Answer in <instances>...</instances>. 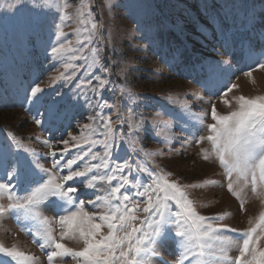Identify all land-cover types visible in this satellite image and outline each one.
Instances as JSON below:
<instances>
[{
	"label": "rangeland",
	"instance_id": "1",
	"mask_svg": "<svg viewBox=\"0 0 264 264\" xmlns=\"http://www.w3.org/2000/svg\"><path fill=\"white\" fill-rule=\"evenodd\" d=\"M10 2L0 0L3 6L0 7V178L13 156L31 155L23 149L9 154L5 148L10 143L8 133L36 153L32 159L51 169L54 159L51 151L57 150L56 159L61 164L81 151L72 146L76 143L73 136L82 144L85 139L103 140L105 129L97 117L99 112L110 115L113 121V157L127 158L141 182H149L148 176L145 172L137 173V165L172 172L170 179L182 185H204L205 181L214 180L218 182L216 185L186 189L202 215L232 212L222 223L239 230H246L251 226L250 220H257L259 212L264 210V199L253 194L249 185L243 193L244 210L240 209L239 201L227 189L228 181L219 162L214 158L205 161L202 157L201 150H211V145L208 141H196L199 136L208 135L207 129L186 128L189 117L184 109L197 114L201 110L207 112L204 123L210 124L213 103L221 114H227L237 107L235 96L264 95V70L254 71L251 78L242 72L264 54V0H93L92 12L99 28L91 44L84 45L87 61L73 52L87 36L84 31L87 26L75 18L81 0H69L68 12L73 19L67 21V36L63 39L70 41L71 46L59 57L51 51L56 44L54 24L59 23L58 10L36 6L48 0H23L13 11H8L6 5ZM89 47L92 54L88 53ZM97 53L98 63L109 67V73L101 72L95 64L91 68L87 66ZM223 60L230 63L222 64ZM61 72L70 78L56 79ZM91 74L109 81L104 90L92 92L95 79L91 86L82 85ZM228 80L238 85L224 97L231 101L230 106L223 104L218 91ZM36 83L46 89L50 99L59 101L63 109L55 126L35 124V108L26 102V97L28 89ZM101 99L113 107L101 111L97 107ZM86 124H92L93 130L83 129ZM45 140L53 148L47 147ZM60 140L69 141L67 154L60 155L59 150L64 147ZM141 147L152 155L135 150ZM93 151L102 155L103 144H95ZM85 161L99 162L86 157L73 170L82 167ZM67 173L68 169H64L58 175ZM43 175L38 173L37 178ZM30 179L25 180L26 186ZM15 191L24 194L20 188ZM226 196L232 200V206L225 201ZM81 198L94 199L91 195ZM4 203H8L7 199ZM85 207L88 211L95 210L87 203ZM41 212L51 220L56 219V211L48 205H42ZM22 223L31 222L18 223L9 213L0 222V242L7 247L16 245L39 257V264H47L45 252L21 229ZM53 227L58 235L59 225ZM227 235L234 240L238 237V233ZM63 242L76 249L83 247L78 240ZM261 245L264 246V241ZM157 250L169 264H175L173 242L158 245ZM237 254L236 248H232L230 255ZM57 264H75V261L58 260ZM148 264H160V261L149 257Z\"/></svg>",
	"mask_w": 264,
	"mask_h": 264
},
{
	"label": "snow or ice",
	"instance_id": "2",
	"mask_svg": "<svg viewBox=\"0 0 264 264\" xmlns=\"http://www.w3.org/2000/svg\"><path fill=\"white\" fill-rule=\"evenodd\" d=\"M22 2L11 0L6 5L7 10L13 11ZM92 3L93 0H81L75 14L79 24L87 26L84 28L87 36L79 41L80 47L73 49V52L79 53L78 58L85 61L89 57L84 54V45L91 44L99 28L92 12ZM36 6L55 8L60 13L59 23L54 24L56 44L51 48L52 53L59 57L71 46L70 41L65 42L63 39L67 36V21L73 19L68 12L69 0H62L61 3L48 0L44 5ZM76 31L79 33L80 29ZM88 53H93L91 47ZM99 60L98 53L94 54L87 66L91 68L95 64L101 72L109 73L111 69L98 63ZM221 63L228 65L230 61L223 60ZM257 70H264V54L254 65H248L247 71L242 72L251 78ZM68 78L61 72L56 79ZM92 79L97 81L92 88L94 94L109 84L107 79L91 74L82 85L91 86ZM252 82L255 83V80ZM236 88L238 85L228 80L218 89L224 105H231V101L224 97ZM233 99L237 107L227 114H221L212 104L210 117L213 123L210 124L204 123L209 115L207 112L201 110L197 114L184 109L189 117L185 127L207 129L208 135L199 136L196 141H208L211 145V150H201L202 157L205 161L214 158L219 162L228 181L227 189L239 201L243 211L246 203L243 193L249 185L253 194L264 199V95H239ZM26 102L35 108L34 121L37 125L55 126L61 119L63 109L59 101L50 99L46 89L39 83L28 89ZM97 107L102 111L113 106L101 99ZM97 117L105 129L103 140L85 139L82 144L73 136L72 140L76 143L72 146L81 151L63 164L60 159H56L57 150L51 151L54 158L51 169L32 159L36 153L26 148L17 136L8 133L10 143L5 148L9 154L15 149H23L31 155L13 156L0 178V222L9 213L18 223L31 222L22 223L21 229L30 234L33 242L45 252L47 264H57L58 260L65 259H71L75 264H148L149 257L158 258L160 264H169L157 250L158 245L163 246L168 242H173L176 247L175 264H264V246L261 245V241H264V210L259 212L255 222L249 221V228L239 230L222 223L231 215L229 212L211 217L202 215L186 191L188 188L216 185L217 181H205L204 185H182L178 180L170 179L172 172L149 170L147 165H137L136 172H145L148 176L149 182H141L139 176L133 173L132 163L127 158L113 157L115 138L111 116L98 112ZM82 128L92 131L93 125L86 124ZM43 143L53 148L50 141L45 140ZM59 143L64 146L59 150L60 155L67 154L69 141L60 140ZM97 143L103 144L102 155L93 151ZM85 144L87 150H84ZM135 150L146 156L152 155L142 147ZM86 157L99 162L91 164L85 161L82 167L73 170V166ZM64 169H68V173L58 175ZM101 169L104 171L101 172ZM38 173L44 175L37 178ZM29 177L31 179L26 186L25 180ZM98 185L101 186L99 189ZM237 185L240 187L237 188ZM17 188L24 194L18 195L15 191ZM89 195L94 199L86 201L81 198ZM5 199L8 201L6 204ZM86 203L95 210H86ZM42 205H48L56 211L55 220L42 214ZM141 212L143 216L139 214ZM53 224L60 227L58 235ZM227 233H238V237L234 240ZM66 239L78 240L83 247H69L63 242ZM234 247L238 254L232 256L230 251ZM0 264H39V257L16 245L7 247L0 242Z\"/></svg>",
	"mask_w": 264,
	"mask_h": 264
},
{
	"label": "bare ground",
	"instance_id": "3",
	"mask_svg": "<svg viewBox=\"0 0 264 264\" xmlns=\"http://www.w3.org/2000/svg\"><path fill=\"white\" fill-rule=\"evenodd\" d=\"M225 201H227V202L230 204V206L233 205V204H232V203H233L232 200H231L229 197H227V196L225 197ZM229 204H228V205H229ZM231 213H232V212H231Z\"/></svg>",
	"mask_w": 264,
	"mask_h": 264
}]
</instances>
